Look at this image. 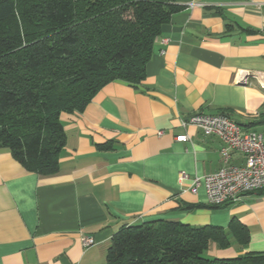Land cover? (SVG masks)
<instances>
[{"label":"crops","instance_id":"1","mask_svg":"<svg viewBox=\"0 0 264 264\" xmlns=\"http://www.w3.org/2000/svg\"><path fill=\"white\" fill-rule=\"evenodd\" d=\"M179 4L139 84L113 80L81 112L61 114L55 173L28 171L0 148V264H105L121 225L162 219L222 228L230 244L211 242L208 258L264 252V191L208 203L203 178L221 167L222 141L181 124L195 112L225 113L264 136V0ZM230 161L244 156L231 152ZM235 221L247 230L244 244L231 233Z\"/></svg>","mask_w":264,"mask_h":264},{"label":"trees","instance_id":"2","mask_svg":"<svg viewBox=\"0 0 264 264\" xmlns=\"http://www.w3.org/2000/svg\"><path fill=\"white\" fill-rule=\"evenodd\" d=\"M179 1L0 0V148L28 171L55 173L65 144L61 114L81 112L113 80L139 84L162 25L183 8ZM231 233L247 242L240 222ZM211 242L230 244L212 225H121L105 264H264V252L205 257Z\"/></svg>","mask_w":264,"mask_h":264},{"label":"built area","instance_id":"3","mask_svg":"<svg viewBox=\"0 0 264 264\" xmlns=\"http://www.w3.org/2000/svg\"><path fill=\"white\" fill-rule=\"evenodd\" d=\"M190 1L189 7L197 5ZM264 89V82L259 84ZM182 126H194L203 135H216L222 141L220 148L221 167L214 173L204 176V186L208 203L213 206L233 202L241 199L249 192L264 189V136L254 131L243 130L225 113L206 114L195 112L181 121ZM162 131L158 135H162ZM177 141H186V134L177 135ZM231 152H238L244 156L242 165L232 164ZM180 179L187 177L180 172ZM199 179L195 178L193 185L197 186ZM90 237H83L84 246L92 244Z\"/></svg>","mask_w":264,"mask_h":264},{"label":"rangeland","instance_id":"4","mask_svg":"<svg viewBox=\"0 0 264 264\" xmlns=\"http://www.w3.org/2000/svg\"><path fill=\"white\" fill-rule=\"evenodd\" d=\"M203 255H204V253H203Z\"/></svg>","mask_w":264,"mask_h":264}]
</instances>
